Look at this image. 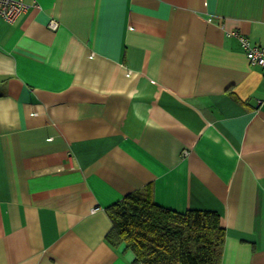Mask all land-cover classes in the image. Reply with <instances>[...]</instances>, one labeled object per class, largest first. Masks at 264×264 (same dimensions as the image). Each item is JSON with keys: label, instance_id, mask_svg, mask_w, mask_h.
<instances>
[{"label": "crops", "instance_id": "1", "mask_svg": "<svg viewBox=\"0 0 264 264\" xmlns=\"http://www.w3.org/2000/svg\"><path fill=\"white\" fill-rule=\"evenodd\" d=\"M0 15V264H138L106 207L150 186L264 264V0H25ZM56 20L57 26L51 27Z\"/></svg>", "mask_w": 264, "mask_h": 264}, {"label": "trees", "instance_id": "2", "mask_svg": "<svg viewBox=\"0 0 264 264\" xmlns=\"http://www.w3.org/2000/svg\"><path fill=\"white\" fill-rule=\"evenodd\" d=\"M106 240L124 244L138 264H223L226 232L217 211H179L157 203L150 186L106 207Z\"/></svg>", "mask_w": 264, "mask_h": 264}, {"label": "built area", "instance_id": "3", "mask_svg": "<svg viewBox=\"0 0 264 264\" xmlns=\"http://www.w3.org/2000/svg\"><path fill=\"white\" fill-rule=\"evenodd\" d=\"M27 8L28 4L25 0H0V15L9 23H14ZM57 24L58 22L53 20L50 26L55 28ZM239 37L248 59L264 68V47L252 44L244 35Z\"/></svg>", "mask_w": 264, "mask_h": 264}]
</instances>
